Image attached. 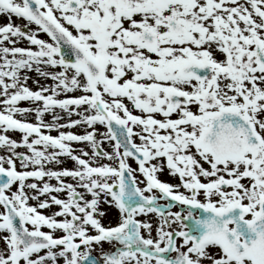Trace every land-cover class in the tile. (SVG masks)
I'll return each mask as SVG.
<instances>
[{"label":"snow or ice","instance_id":"1","mask_svg":"<svg viewBox=\"0 0 264 264\" xmlns=\"http://www.w3.org/2000/svg\"><path fill=\"white\" fill-rule=\"evenodd\" d=\"M0 16V264H264V0Z\"/></svg>","mask_w":264,"mask_h":264},{"label":"flooded vegetation","instance_id":"2","mask_svg":"<svg viewBox=\"0 0 264 264\" xmlns=\"http://www.w3.org/2000/svg\"><path fill=\"white\" fill-rule=\"evenodd\" d=\"M4 23H6V20L4 19L3 16H0V25H2V24H4ZM12 23H13V24H22L23 21L17 20L16 18H13ZM41 38H44V37L41 36ZM21 46H24V45H21ZM29 86H30V87H34V86L31 84V81H29ZM52 135H55V133H52ZM133 166H135V165H133ZM161 179L164 180V179H166V177H165V176H161ZM30 203H31V202H30ZM175 210H176V209L173 208V211H175ZM110 219H111V216H109V220H110ZM105 223H108V220H105ZM94 254H95V253H94Z\"/></svg>","mask_w":264,"mask_h":264}]
</instances>
